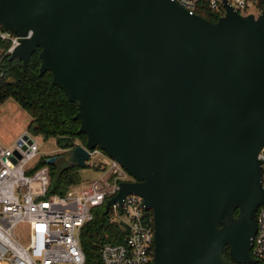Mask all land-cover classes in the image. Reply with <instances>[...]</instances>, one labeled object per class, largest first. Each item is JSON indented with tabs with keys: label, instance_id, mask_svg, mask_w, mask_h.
<instances>
[{
	"label": "water",
	"instance_id": "1",
	"mask_svg": "<svg viewBox=\"0 0 264 264\" xmlns=\"http://www.w3.org/2000/svg\"><path fill=\"white\" fill-rule=\"evenodd\" d=\"M0 29L21 38L10 60L26 70L41 49V75L78 107L86 144L46 164L86 169L96 149L119 164L134 182L106 214L128 195L143 199L154 264L253 263L264 11L227 7L213 23L172 0H0Z\"/></svg>",
	"mask_w": 264,
	"mask_h": 264
},
{
	"label": "built area",
	"instance_id": "2",
	"mask_svg": "<svg viewBox=\"0 0 264 264\" xmlns=\"http://www.w3.org/2000/svg\"><path fill=\"white\" fill-rule=\"evenodd\" d=\"M172 1L191 15L204 18L224 17L227 7L242 16L256 18L264 11V0ZM0 40L10 43L9 55L21 44L20 37L1 29ZM35 138L27 131L10 146L0 144V264H88L82 232L101 213H105L108 225L117 228L122 242L103 243L100 264H154V217L146 211L143 199L128 195L122 205H112L106 214L107 203L117 196L120 184L134 179L96 149L89 151L88 166L100 165L104 175L72 185L64 195H51L50 170L47 165L38 168L42 156ZM258 158L264 186V148ZM25 230L28 235L23 234ZM251 256L253 263L247 264H264V205L257 212Z\"/></svg>",
	"mask_w": 264,
	"mask_h": 264
},
{
	"label": "trees",
	"instance_id": "3",
	"mask_svg": "<svg viewBox=\"0 0 264 264\" xmlns=\"http://www.w3.org/2000/svg\"><path fill=\"white\" fill-rule=\"evenodd\" d=\"M205 18L213 23L219 20L216 16ZM9 47V42L0 40V106L10 99L14 100L31 117L28 132L35 137L40 136L45 141L52 138L73 140L63 150L74 149L77 147L74 142L78 140L80 145H85L87 137L77 134L80 129V123L75 119L77 105L68 100L60 87L53 85L50 73H40L41 49L32 55L24 70L21 60H10L11 55L7 54ZM46 160L41 158L38 168L46 166ZM58 163L63 162L47 165L51 176V195H64L72 185L82 182V169L66 163L59 166ZM149 214L153 215L151 211ZM110 241L120 243L122 239L117 236V228L106 223L105 213L98 214L95 221L86 225L82 232L81 242L87 263L100 264V246ZM225 257L229 258V254L225 253Z\"/></svg>",
	"mask_w": 264,
	"mask_h": 264
},
{
	"label": "rangeland",
	"instance_id": "4",
	"mask_svg": "<svg viewBox=\"0 0 264 264\" xmlns=\"http://www.w3.org/2000/svg\"><path fill=\"white\" fill-rule=\"evenodd\" d=\"M30 122L31 117L14 100L10 99L6 101L0 106V144L3 146L12 145L14 140L18 139L24 132L28 131V125ZM35 139L40 146L41 156L44 159L62 156L69 150H63V147L69 142H73V140H60L56 138L45 141L40 136H36ZM74 143L76 146H80L79 140ZM58 164L59 166L65 165L64 163ZM103 175V168L100 165L93 168L88 166L86 169L81 170L82 182L98 180ZM23 229H25V227ZM23 234L28 235V230H25Z\"/></svg>",
	"mask_w": 264,
	"mask_h": 264
},
{
	"label": "flooded vegetation",
	"instance_id": "5",
	"mask_svg": "<svg viewBox=\"0 0 264 264\" xmlns=\"http://www.w3.org/2000/svg\"><path fill=\"white\" fill-rule=\"evenodd\" d=\"M228 260H230V261H233L232 259H231V257L229 256V258H227Z\"/></svg>",
	"mask_w": 264,
	"mask_h": 264
}]
</instances>
